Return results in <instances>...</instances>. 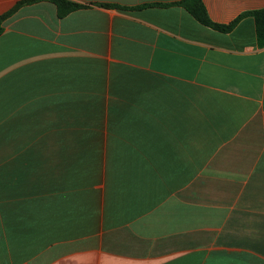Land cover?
<instances>
[{
  "label": "crops",
  "instance_id": "1",
  "mask_svg": "<svg viewBox=\"0 0 264 264\" xmlns=\"http://www.w3.org/2000/svg\"><path fill=\"white\" fill-rule=\"evenodd\" d=\"M68 1L3 23L0 264H264V0Z\"/></svg>",
  "mask_w": 264,
  "mask_h": 264
},
{
  "label": "trees",
  "instance_id": "2",
  "mask_svg": "<svg viewBox=\"0 0 264 264\" xmlns=\"http://www.w3.org/2000/svg\"><path fill=\"white\" fill-rule=\"evenodd\" d=\"M42 1H49V2H52L53 4H55L57 6L58 15L60 18H63L66 15H68L69 13L84 7L83 5H80V4H77L74 2H70L68 0H23V1L19 2L12 10L3 14L0 17V35L4 31V28H3L4 21L8 17L13 15L20 7H22L24 5H30V4L42 2ZM168 5L181 6V7L185 8L191 15H193L195 17V19L197 21H199L201 24L208 26L210 28H213L217 31L224 32V33L230 32L237 25L239 20L242 18V16H241L238 19H236L234 22H232L231 24H228V25H220V24L214 23L210 19L209 15L207 13V10L204 6L203 0H182L180 2H177L174 4H168ZM168 5H164V6H168ZM104 6L116 7L119 9L122 8V7L114 6V5H104ZM247 15H250L254 18L255 24H256L258 44H259V46L264 47V10H258V11L250 12V13H247Z\"/></svg>",
  "mask_w": 264,
  "mask_h": 264
}]
</instances>
